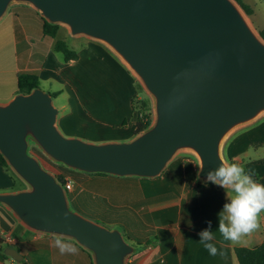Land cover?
I'll use <instances>...</instances> for the list:
<instances>
[{"label": "water", "instance_id": "water-1", "mask_svg": "<svg viewBox=\"0 0 264 264\" xmlns=\"http://www.w3.org/2000/svg\"><path fill=\"white\" fill-rule=\"evenodd\" d=\"M16 3L108 47L146 91L152 117L128 140L93 142L59 129L54 96L41 86L0 102V153L24 184L1 191L0 203L31 231L73 239L93 264H127L136 245L70 209L30 143L69 168L117 176L155 177L189 152L207 181L227 161L228 137L264 116V38L236 0H0V19Z\"/></svg>", "mask_w": 264, "mask_h": 264}, {"label": "crops", "instance_id": "crops-1", "mask_svg": "<svg viewBox=\"0 0 264 264\" xmlns=\"http://www.w3.org/2000/svg\"><path fill=\"white\" fill-rule=\"evenodd\" d=\"M243 2L251 9L247 14L256 29L264 28V0ZM42 18L32 6L16 3L0 19V102L18 93L20 72H31L39 86L54 96L59 109L57 125L65 135L93 142L132 138L137 119L132 106V97L138 95L135 76L98 41L71 36L68 43L60 29L55 37L45 35ZM58 38L76 50V59L66 61L54 49ZM229 155L228 160L223 152L227 161L241 164L237 155ZM252 164L249 171L256 172L257 182L264 184V160ZM197 170L196 157L181 152L155 177L74 171L66 179L73 183L68 191L77 206L85 199L111 224L119 222L128 242L136 245L127 264H238L235 247H253L264 241V213L259 229L242 242L223 240L217 231L218 213L227 202V193L200 180ZM9 172L0 164V192L18 189L13 188L15 180ZM208 221L215 236L212 242L218 249L216 256L209 255L199 242L198 233L209 227ZM0 238V264H20L21 260L26 264H93L90 253L70 238L64 239L78 251L62 255L53 247L54 235L29 230L2 203ZM8 247L15 248L22 259L16 261L7 255Z\"/></svg>", "mask_w": 264, "mask_h": 264}, {"label": "clouds", "instance_id": "clouds-1", "mask_svg": "<svg viewBox=\"0 0 264 264\" xmlns=\"http://www.w3.org/2000/svg\"><path fill=\"white\" fill-rule=\"evenodd\" d=\"M206 180L227 193V202L218 213L217 231L223 240L237 244L259 229L260 215L264 213V184L254 180L242 165L228 161L220 163L214 170H209ZM207 223L209 227L198 233L199 242L209 255L216 256L218 249L212 242L215 236L210 230L211 222ZM52 243L62 255L76 254L78 251L62 235H56Z\"/></svg>", "mask_w": 264, "mask_h": 264}, {"label": "trees", "instance_id": "trees-1", "mask_svg": "<svg viewBox=\"0 0 264 264\" xmlns=\"http://www.w3.org/2000/svg\"><path fill=\"white\" fill-rule=\"evenodd\" d=\"M246 11V13L250 14L251 9L243 2V0H236ZM43 20V32L45 35L50 37H55L58 33L60 25L49 23L44 18ZM260 35L264 38V28L259 30ZM54 49L58 52H61L66 61L77 58V52L74 49H71L64 39L58 38L55 41ZM39 86L38 78L34 73L31 72H20L18 74V91L27 93L31 91L34 87ZM137 89L143 90L141 85L137 83ZM142 96L134 95L132 97V106L134 110L137 111V119H136V128L135 132L137 133L142 129L146 128L151 121V102L148 95L143 91ZM30 153L36 155L42 166L48 170L53 171L59 180L65 185L66 175L70 174L72 171L71 168L60 165L52 160H50L45 154H43L35 145L31 146ZM230 162H234L230 160ZM235 163V162H234ZM0 164L5 168L9 169L5 159L0 153ZM247 173L253 176V179L258 181V175L256 172L245 170ZM98 174H105L103 172H95ZM15 185V184H14ZM23 184H20L22 187ZM14 188V187H13ZM15 189V188H14ZM119 223V222H115ZM123 234L129 241V238L124 233V229L122 228ZM234 253L237 259L238 264H264V241L253 247H244L239 246L234 248ZM22 261V260H21ZM23 264H26L25 262Z\"/></svg>", "mask_w": 264, "mask_h": 264}, {"label": "rangeland", "instance_id": "rangeland-1", "mask_svg": "<svg viewBox=\"0 0 264 264\" xmlns=\"http://www.w3.org/2000/svg\"><path fill=\"white\" fill-rule=\"evenodd\" d=\"M59 29L63 33H66L65 35L67 37V41L68 43H71L73 38L67 33L66 29L63 26H60ZM137 83L139 82L136 79V86H137ZM42 88H45V87L42 86ZM143 91L146 93L144 89L143 90L137 89V94L139 96H142L144 94ZM33 145H34L33 143H30V146L28 148L29 152H30L31 146ZM223 152H224L225 158L228 160H229L230 152L234 153L241 159L240 165H242L245 170H253L252 161L264 160V116H262L260 119H258L254 123L244 126L238 129L237 131H235L226 140ZM58 164L63 165L61 163H58ZM8 171H10L9 173L12 175V177L15 180L14 188H20V184L21 183L23 184V182L16 176V174L10 169V167ZM72 171H80V170L72 169ZM22 187H24V184ZM66 194H67L68 204H69L70 209L80 213L84 217L89 218L109 229L116 228L120 230L123 234L122 227L119 223L111 224V220H109L106 216L99 214L97 211H93V209H91V206L85 202V199L84 201H82V204L80 206H77V204L72 201L73 199L71 200V193L67 191ZM94 200L99 201L96 198H94ZM123 236L125 240H127L124 234ZM5 247L6 245L3 244L2 249H4ZM86 251L90 253L88 250ZM23 263H24V260L20 261V264H23Z\"/></svg>", "mask_w": 264, "mask_h": 264}, {"label": "built area", "instance_id": "built-area-1", "mask_svg": "<svg viewBox=\"0 0 264 264\" xmlns=\"http://www.w3.org/2000/svg\"><path fill=\"white\" fill-rule=\"evenodd\" d=\"M72 186H73L72 181L69 180V179H66L65 180V185H64V187L66 188V190L67 191L70 190L72 188ZM7 239H9V237H7ZM0 240H1V238H0Z\"/></svg>", "mask_w": 264, "mask_h": 264}]
</instances>
